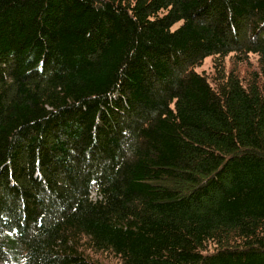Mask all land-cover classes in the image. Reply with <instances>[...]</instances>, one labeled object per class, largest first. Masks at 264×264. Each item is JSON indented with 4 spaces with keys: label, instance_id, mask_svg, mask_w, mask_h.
Wrapping results in <instances>:
<instances>
[{
    "label": "trees",
    "instance_id": "1",
    "mask_svg": "<svg viewBox=\"0 0 264 264\" xmlns=\"http://www.w3.org/2000/svg\"><path fill=\"white\" fill-rule=\"evenodd\" d=\"M0 264H264V0H0Z\"/></svg>",
    "mask_w": 264,
    "mask_h": 264
},
{
    "label": "rangeland",
    "instance_id": "2",
    "mask_svg": "<svg viewBox=\"0 0 264 264\" xmlns=\"http://www.w3.org/2000/svg\"><path fill=\"white\" fill-rule=\"evenodd\" d=\"M211 65H212V58L211 56H207L204 58V61L203 63L196 67V70L198 71H207V72H210L212 69H211Z\"/></svg>",
    "mask_w": 264,
    "mask_h": 264
}]
</instances>
